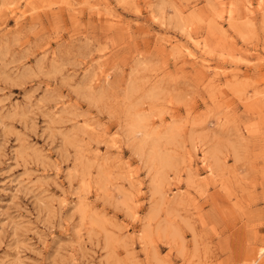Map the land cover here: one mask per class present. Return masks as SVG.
I'll use <instances>...</instances> for the list:
<instances>
[{
    "label": "rangeland",
    "instance_id": "1",
    "mask_svg": "<svg viewBox=\"0 0 264 264\" xmlns=\"http://www.w3.org/2000/svg\"><path fill=\"white\" fill-rule=\"evenodd\" d=\"M264 0H0V264H264Z\"/></svg>",
    "mask_w": 264,
    "mask_h": 264
},
{
    "label": "snow or ice",
    "instance_id": "2",
    "mask_svg": "<svg viewBox=\"0 0 264 264\" xmlns=\"http://www.w3.org/2000/svg\"><path fill=\"white\" fill-rule=\"evenodd\" d=\"M260 252H261L262 255H264V247H262V248L260 249Z\"/></svg>",
    "mask_w": 264,
    "mask_h": 264
}]
</instances>
